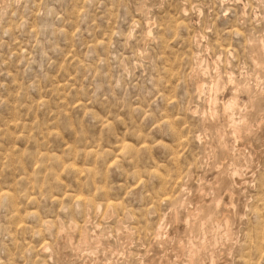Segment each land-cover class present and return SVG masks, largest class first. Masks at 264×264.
<instances>
[{"label":"rangeland","instance_id":"1","mask_svg":"<svg viewBox=\"0 0 264 264\" xmlns=\"http://www.w3.org/2000/svg\"><path fill=\"white\" fill-rule=\"evenodd\" d=\"M0 264H264V0H0Z\"/></svg>","mask_w":264,"mask_h":264},{"label":"bare ground","instance_id":"2","mask_svg":"<svg viewBox=\"0 0 264 264\" xmlns=\"http://www.w3.org/2000/svg\"><path fill=\"white\" fill-rule=\"evenodd\" d=\"M226 236V235H225Z\"/></svg>","mask_w":264,"mask_h":264}]
</instances>
